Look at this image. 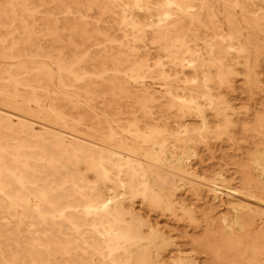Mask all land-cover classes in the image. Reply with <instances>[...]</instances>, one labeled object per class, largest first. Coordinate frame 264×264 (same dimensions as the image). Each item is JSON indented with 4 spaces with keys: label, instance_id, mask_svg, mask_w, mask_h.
Segmentation results:
<instances>
[{
    "label": "rangeland",
    "instance_id": "rangeland-1",
    "mask_svg": "<svg viewBox=\"0 0 264 264\" xmlns=\"http://www.w3.org/2000/svg\"><path fill=\"white\" fill-rule=\"evenodd\" d=\"M0 264H264V0H0Z\"/></svg>",
    "mask_w": 264,
    "mask_h": 264
},
{
    "label": "bare ground",
    "instance_id": "bare-ground-1",
    "mask_svg": "<svg viewBox=\"0 0 264 264\" xmlns=\"http://www.w3.org/2000/svg\"><path fill=\"white\" fill-rule=\"evenodd\" d=\"M166 1V0H165ZM176 165L177 166H181L179 163H177L176 162ZM181 170V169H180ZM105 207V203H100V204H94V205H92L91 206V210L93 211V214L94 215H99V212L101 211V209H103ZM115 213V212H114ZM115 215H117V214H115ZM94 217V216H93ZM100 219H102V220H108V214H102L101 215V218ZM117 224V223H116ZM120 225V224H119ZM117 227H118V225H117ZM78 242V241H77ZM84 242V241H83ZM73 243V242H72ZM84 244L85 245H87L85 242H84ZM76 245V244H75ZM84 246V245H83ZM86 247V246H85ZM30 248V247H29ZM78 250H79V248H78ZM65 252V251H64ZM63 253V252H62ZM66 253V252H65ZM67 254V253H66ZM85 254V253H84ZM83 254V255H84ZM86 256V255H85ZM61 259V258H60ZM63 259H65V258H63ZM71 259V258H70ZM75 259H76V257H75ZM77 261V260H76ZM74 262V261H73ZM66 263V262H65Z\"/></svg>",
    "mask_w": 264,
    "mask_h": 264
}]
</instances>
